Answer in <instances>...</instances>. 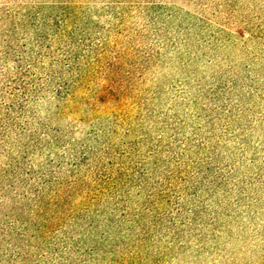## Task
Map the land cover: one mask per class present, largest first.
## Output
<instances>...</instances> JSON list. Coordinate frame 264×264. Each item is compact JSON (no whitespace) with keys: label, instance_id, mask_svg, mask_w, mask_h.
Listing matches in <instances>:
<instances>
[{"label":"rangeland","instance_id":"obj_1","mask_svg":"<svg viewBox=\"0 0 264 264\" xmlns=\"http://www.w3.org/2000/svg\"><path fill=\"white\" fill-rule=\"evenodd\" d=\"M56 6L67 9L61 12ZM58 12L65 18L75 15L77 27L66 40L103 42L105 61L125 76L127 96L112 105L122 126L112 113L91 119L92 137L80 131L92 128L85 122L78 129L66 126L68 139L95 152L110 147L114 155L129 145L135 150L133 162H141L146 173V182L135 183L142 188L124 187L98 202L104 217L112 218L111 208L113 221L123 219L104 230L115 240L111 246L134 252L138 264H264V94H252L264 85L250 72L255 67L264 75V0H0V46L28 49L41 37L48 41L54 33L49 29L60 31L49 23ZM13 56L6 61V73ZM105 68L98 70L88 104L101 90ZM231 68L240 83L247 79L251 93L230 111L222 96L206 100L219 84L216 79ZM194 135L206 139L207 146H194L201 144L191 140ZM60 153L56 146L36 152L28 159L30 174L65 172L68 166L59 168L65 163ZM7 174L0 185H12L16 173ZM163 189L171 204L152 208L148 194ZM176 196L181 198L179 215L173 206ZM154 198L158 201L160 195ZM114 199L127 207H105ZM125 211L134 214V222L125 221ZM141 219H148V225ZM97 259L101 264L113 260L108 254Z\"/></svg>","mask_w":264,"mask_h":264},{"label":"trees","instance_id":"obj_2","mask_svg":"<svg viewBox=\"0 0 264 264\" xmlns=\"http://www.w3.org/2000/svg\"><path fill=\"white\" fill-rule=\"evenodd\" d=\"M56 8L61 12L67 9ZM73 18L75 15L73 17L71 13L65 18L64 13L58 12L49 19V23L55 22L60 26V31L49 29L54 33L48 41L41 37L42 41H36L28 49L25 46L5 45L7 43L0 46V166H4L0 170V178L8 177L7 173H16L12 185H0V264H101L97 258L104 254L112 256L114 260L108 264H138L134 252L114 249L113 244L111 246L114 239L104 231L107 229L109 232L123 220L113 221L116 214L110 207L127 206L119 205L121 199L105 203V207L110 208L112 218L104 217L98 206V202L117 196V192L124 187L142 188L143 185L135 183L146 182V173L139 168L141 162H133L131 155L135 150L126 144L114 155L108 152L110 147L95 152L83 142L68 139L66 132L70 124L78 129V123L82 126L85 122L92 128L80 131H84L85 137H92L94 126L91 119L108 113L118 115L112 105H119L127 96L123 83L125 76L117 71L115 63L105 61L108 52L106 44L66 40L77 27ZM6 37L2 36V41L6 42ZM48 48L51 49L49 56L45 55ZM10 49L12 52L8 51ZM74 49L78 52H73ZM14 53L17 57L13 56V67L10 71L6 69L7 74L4 69L6 61ZM260 60L264 64V58ZM103 67L108 69L105 68V78H100L101 90L96 93L95 102L88 104L90 91L100 76L98 70ZM249 67H243L244 71L248 72ZM250 72L258 75L256 81L262 79L264 85V75L261 76L259 68L252 67ZM233 73L234 68L226 69L224 75L216 79L219 84L212 87L213 93L206 100L208 103L222 96L226 98L231 111L236 102L251 93L246 90V87L251 88L247 79L240 83L241 80ZM253 90L252 94H264V86L254 87ZM207 106L211 107L212 104ZM120 116L125 120L124 113ZM120 121L122 126L124 122ZM96 131L100 132V129ZM123 131L129 132L128 129ZM191 140L201 143L194 146H207L206 139L197 138V135ZM54 146L61 149L65 163L59 168L68 166L65 172L49 171L48 174L37 173V176L30 174L33 165L28 163V159L36 152ZM157 147L156 144L158 152ZM85 163L87 165L81 169ZM21 183L24 184L19 185ZM188 186L190 188L191 185H183ZM164 192V189L159 194L150 192L147 203L156 209L165 207L163 202L170 205L171 197ZM158 195L160 198L155 201L154 197ZM180 199L178 196L173 198L178 215L182 211L181 205L179 208ZM133 215L125 211V221L134 222L131 219ZM98 219L104 221V226ZM141 220L148 225V219ZM164 228L170 229L167 226ZM139 230L140 234H144V225ZM179 235V231L174 233L176 237ZM107 246L109 250H106ZM132 247L136 249L135 245Z\"/></svg>","mask_w":264,"mask_h":264}]
</instances>
